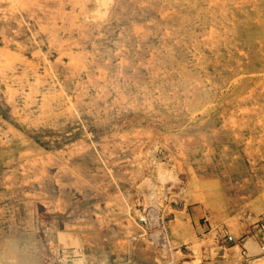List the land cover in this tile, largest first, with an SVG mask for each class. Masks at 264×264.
I'll use <instances>...</instances> for the list:
<instances>
[{
    "label": "rangeland",
    "instance_id": "rangeland-1",
    "mask_svg": "<svg viewBox=\"0 0 264 264\" xmlns=\"http://www.w3.org/2000/svg\"><path fill=\"white\" fill-rule=\"evenodd\" d=\"M264 0H0V264H264Z\"/></svg>",
    "mask_w": 264,
    "mask_h": 264
},
{
    "label": "built area",
    "instance_id": "built-area-1",
    "mask_svg": "<svg viewBox=\"0 0 264 264\" xmlns=\"http://www.w3.org/2000/svg\"><path fill=\"white\" fill-rule=\"evenodd\" d=\"M261 249L264 250V245H262V248Z\"/></svg>",
    "mask_w": 264,
    "mask_h": 264
},
{
    "label": "crops",
    "instance_id": "crops-1",
    "mask_svg": "<svg viewBox=\"0 0 264 264\" xmlns=\"http://www.w3.org/2000/svg\"><path fill=\"white\" fill-rule=\"evenodd\" d=\"M264 243V242H263ZM262 245H264V244H262Z\"/></svg>",
    "mask_w": 264,
    "mask_h": 264
}]
</instances>
